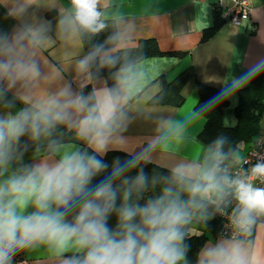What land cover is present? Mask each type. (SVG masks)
Here are the masks:
<instances>
[{
	"label": "clouds",
	"instance_id": "clouds-1",
	"mask_svg": "<svg viewBox=\"0 0 264 264\" xmlns=\"http://www.w3.org/2000/svg\"><path fill=\"white\" fill-rule=\"evenodd\" d=\"M0 6L18 22L11 33L0 31V264H14L21 252L37 264H188L191 226L216 215L225 217L226 232L201 248L196 264H264V158L244 167L247 159L220 135L195 158L168 162L167 174L149 175L145 167L157 153L171 154L183 140L181 123L128 159L111 165L103 159L123 150L128 90L140 76L125 18L106 19L104 0H68L58 13V35L91 41L108 34L76 59L74 81L41 90L39 55L53 25L32 18L34 0ZM261 69L264 61L219 98ZM29 144L31 163L24 160Z\"/></svg>",
	"mask_w": 264,
	"mask_h": 264
},
{
	"label": "crops",
	"instance_id": "crops-1",
	"mask_svg": "<svg viewBox=\"0 0 264 264\" xmlns=\"http://www.w3.org/2000/svg\"><path fill=\"white\" fill-rule=\"evenodd\" d=\"M67 3L68 0H34V6L29 9L33 19L47 20L53 25L49 34L51 41L39 55L46 76L40 85L41 90H54L61 83L74 81L75 61L85 54L81 38L62 37L55 30L58 13ZM104 4L106 19L127 20L134 37L128 48L137 46L142 39H154L161 51L181 53L151 56L135 62L140 76L128 90L130 123L123 133L126 143L119 146L123 149L120 151L128 155L137 152L184 123L183 140L171 145V154L157 153L153 164L167 169L170 161L195 158L206 145L198 137L205 118L195 111L197 83L216 87L222 92L234 78L264 61V0H249L251 13L248 20L238 25L223 21L206 41H201V37L204 30L214 25V8L223 10L231 4V0H104ZM17 24L7 15V8L0 6V31L11 33ZM187 68H191L193 74L181 89L184 98L181 105L149 103L150 98L160 90L163 80L171 81ZM73 86H76L75 83ZM239 90L226 97L227 106L222 117L224 126L233 127L237 123L235 108ZM11 96L12 93H9ZM258 137L264 139V114L260 119V133L253 141ZM65 139L69 143H79L71 136ZM253 141L241 145V156L246 154ZM24 142H27V137L22 138ZM33 151V146L29 144L25 162H33ZM191 227L193 233L203 232L206 235L202 247L220 236L211 232L204 223ZM18 254L29 264H37L34 255Z\"/></svg>",
	"mask_w": 264,
	"mask_h": 264
},
{
	"label": "trees",
	"instance_id": "trees-1",
	"mask_svg": "<svg viewBox=\"0 0 264 264\" xmlns=\"http://www.w3.org/2000/svg\"><path fill=\"white\" fill-rule=\"evenodd\" d=\"M214 18L215 22L213 27L203 31L201 41H206L216 31L219 24L224 21L222 18V10L217 7L214 8ZM107 34L105 32L93 38L91 41L88 38H81L85 53L89 50L92 43L103 41ZM129 49L134 62L151 56L165 54L181 55L180 52L168 53L161 51L154 39H142L137 46ZM192 74V69L187 68L171 81L163 80L160 90L150 98L149 103L153 105H181L184 99L181 94V89ZM108 75L107 70L102 72V76L105 79L108 78ZM108 83L110 85L112 81L108 80ZM90 90V88L85 89L86 92ZM197 92L198 101L195 105V111L205 118V124L199 132L198 137L205 144L211 143L220 135H224L228 137L229 146L237 151L242 144H249L260 133V119L264 114V69L257 72L251 78L248 85L239 90V101L235 108L237 123L233 127L223 125V110L227 106V99L219 98L221 93L219 89L207 84L197 83ZM116 157H119L121 160L130 158L125 152L111 150L103 159L111 165V162ZM153 170L167 174V169L160 166L157 167L155 164H149L145 167V171L149 175H151ZM131 175H135V171ZM100 178L97 177L94 183ZM115 223L116 217L113 215L109 219V225L115 227ZM204 224L211 232L219 234L221 219L218 215L209 219ZM205 240L206 235L203 232L193 233L186 239V243L189 245V251L187 253L188 264H196L198 252Z\"/></svg>",
	"mask_w": 264,
	"mask_h": 264
},
{
	"label": "built area",
	"instance_id": "built-area-1",
	"mask_svg": "<svg viewBox=\"0 0 264 264\" xmlns=\"http://www.w3.org/2000/svg\"><path fill=\"white\" fill-rule=\"evenodd\" d=\"M251 13V6L249 0H231V4L222 10V18L233 25H238L241 22L248 20ZM248 163L244 167H250L255 164L258 159L264 158V139L256 138L247 150L244 156ZM221 219V227L219 235L226 232V219L218 215ZM14 264H29L28 261L17 254L14 257Z\"/></svg>",
	"mask_w": 264,
	"mask_h": 264
},
{
	"label": "rangeland",
	"instance_id": "rangeland-1",
	"mask_svg": "<svg viewBox=\"0 0 264 264\" xmlns=\"http://www.w3.org/2000/svg\"><path fill=\"white\" fill-rule=\"evenodd\" d=\"M237 152L241 155L243 152V148H240L239 150H237ZM245 156V155H244Z\"/></svg>",
	"mask_w": 264,
	"mask_h": 264
}]
</instances>
